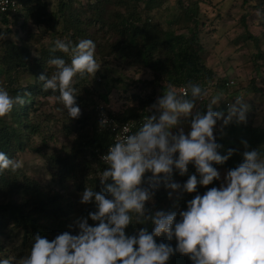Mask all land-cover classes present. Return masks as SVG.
<instances>
[{
	"label": "clouds",
	"instance_id": "clouds-1",
	"mask_svg": "<svg viewBox=\"0 0 264 264\" xmlns=\"http://www.w3.org/2000/svg\"><path fill=\"white\" fill-rule=\"evenodd\" d=\"M53 52L60 51L70 62L56 57L48 61L54 66L51 75L41 74L44 91L58 92L70 119L82 115L77 103V76H95L100 70L96 59V44L91 39L72 41L57 39ZM31 93L11 96L0 87V118L8 115L16 105H24ZM208 91L202 85L188 82L184 89L169 84L147 107L149 115L132 132L127 125L107 152L101 156L106 167L98 173L102 186L95 192L85 188L80 204L95 205V211L80 216L75 222L76 234L62 232L49 240L39 232L32 236L28 255L17 259H0V264H168L175 254L187 256L192 264H264V152L261 148L246 149L242 162L227 170L221 180L214 165L225 164L238 150L217 143L214 131L218 121L227 126L247 122L248 105L241 98L215 111L223 97L213 96L206 112L196 110ZM189 120L190 131L180 127L181 120ZM109 125L101 115L99 128ZM173 129H176L174 132ZM195 167L183 184L174 180V173L184 176L188 166ZM23 164L0 151V174L16 172ZM151 173V175H146ZM199 176V179L197 177ZM198 185L207 188L202 195ZM163 187L169 199L178 207L184 193H196L186 201V210H153L156 193ZM152 205L153 207H149ZM179 217V219H178ZM89 220L94 224H90ZM145 225L127 233L130 225ZM152 230L149 231V227ZM69 227H72L70 225ZM166 235L167 243L157 242ZM175 239V247L170 243Z\"/></svg>",
	"mask_w": 264,
	"mask_h": 264
},
{
	"label": "trees",
	"instance_id": "trees-1",
	"mask_svg": "<svg viewBox=\"0 0 264 264\" xmlns=\"http://www.w3.org/2000/svg\"><path fill=\"white\" fill-rule=\"evenodd\" d=\"M17 1L21 7L16 12L0 13V87L6 89L13 97L17 94L23 95L25 91L31 95L25 97L24 105L14 106L11 113L0 118V151L9 154L17 148L20 150L25 148L39 153L41 149L51 147L49 141L60 139L63 149L69 146V150L63 153L52 152L47 155L46 160L52 178L60 184L71 181L75 188L80 185L78 190L91 188L95 192L101 191L98 173L106 165L100 161L99 155L114 143V139L113 133L109 130L99 128L97 119L96 107L108 104L107 95H97L94 89L87 85L88 75L83 79L77 76L74 80V87L79 92L77 103L81 107L82 115L75 119L73 126L63 120L53 127L47 126L48 122L44 121H47L48 117L44 119L42 114L38 115L41 98L56 99L59 95L58 92L53 93L51 90L44 91L38 77L41 74H52L54 66L49 65L48 61L53 58L61 57L70 62L67 54L52 51L57 39L70 40L73 45L81 39L93 40L96 44V54L100 57L115 53L129 67L149 72L152 79L144 80L140 86L154 85L158 88H167L171 84L178 90L192 82L202 85L205 89L215 86L228 91L230 88L225 86L229 79L218 78L215 72L204 64L202 56L204 48L199 39L200 26L203 24L201 18L204 17V12L200 8L202 0L193 2L176 0L179 11L174 20L169 18L166 22L167 29L163 28L152 14L160 8L155 0H93L79 9L75 7L76 0H58L56 5L52 6L48 0ZM256 1L259 2L255 6L257 8L264 3V0ZM260 13H263V10ZM239 23L244 33L248 34L246 39L254 40L256 46L260 35L264 39V32L254 36L250 34L254 27L252 25L257 24L250 14H243ZM30 24L44 29L41 35L50 36L51 42L47 47L41 46L39 39L37 40L38 36L28 31L27 26ZM261 24L264 27V18ZM176 27H179V31H185L187 35L180 32L178 34ZM17 32H25L27 39L17 38L15 42L11 37L16 38ZM54 34H58L57 39ZM34 50L37 57L32 56ZM94 81L98 83L95 76L90 83ZM248 91L227 94L223 110H227V103L233 102L236 98L244 99V95L250 92L264 95L262 88L256 86L254 82H251L250 92ZM156 97L155 92L145 98L135 94L132 100L137 101L138 105H128L116 112V121L135 124V131L138 130L144 118L149 115L147 107L155 102ZM57 102L62 105L58 100ZM257 112L250 114L248 112L247 115L250 117H247L246 123L232 122L220 127L216 141L223 145L221 154H226L228 148L238 150L231 157L232 162L235 159L242 162L241 154L246 150L241 143L242 140L248 142L250 149L259 146L264 152V118L255 122ZM62 115L65 118L69 117L64 107ZM44 128L47 132L54 130L56 137L44 134ZM39 136L41 148L34 146V141ZM232 162L221 165V168L227 172L236 167ZM6 171L0 174V237L8 226L20 229L21 243L27 255L33 243L32 236L36 233L39 232L49 240L65 231L76 234L78 229L75 228L74 222L80 216L95 211L93 203L85 208H77L78 210L74 212L75 207L70 198L52 193L18 170L12 174ZM213 186L218 187V181H214L209 188ZM163 190L161 187L156 193L155 207L164 198ZM89 223L94 224L91 220ZM70 225L72 227H69ZM144 226L130 225L126 231L131 235L136 229ZM147 226L151 231L152 226ZM157 242L159 243L158 239ZM170 243L175 247V240ZM168 264L192 262L187 256L177 253L170 258Z\"/></svg>",
	"mask_w": 264,
	"mask_h": 264
},
{
	"label": "rangeland",
	"instance_id": "rangeland-1",
	"mask_svg": "<svg viewBox=\"0 0 264 264\" xmlns=\"http://www.w3.org/2000/svg\"><path fill=\"white\" fill-rule=\"evenodd\" d=\"M52 5H56L58 0H48ZM193 2L194 0H187ZM76 8L79 9L80 6L84 7L87 4L93 2V0H76ZM155 3L160 6V8L154 11L152 14L155 19L161 24V26L167 29L166 22L171 18L174 20L175 16L178 14V8L176 0H155ZM259 2L256 0H202L200 3L201 11L204 12V17L201 18L203 24L200 26L199 39L204 48L203 60L204 64L211 68L218 78L225 77L226 79L235 82L229 88L228 91H223L215 86L207 87L208 96L202 101L197 102L196 110L201 112H206V105L209 103L213 96H222L223 101H221L219 107L214 106L215 111L223 110L224 99L229 93H236L241 90H249L250 84L254 82L256 86L262 88L264 92V39L259 36L258 45L256 46L254 40L246 39V33L239 25L241 16L243 14H250L255 19V25L252 28L250 34L256 35L264 32V27H262L261 22L264 16V3L260 8L255 7ZM143 4H140V8ZM263 10V13H260ZM28 31L37 35L39 43L41 46H48L51 42L50 36L48 34L41 35L44 29L38 28L33 24L27 26ZM175 28V27H174ZM172 28V29H174ZM176 32L179 34L187 33L185 31H179V27H176ZM57 39L58 34H54ZM15 42L17 38L27 39L25 32H17L16 38L11 37ZM36 41V40H35ZM34 42V40H33ZM32 43V42H31ZM113 42H110V44ZM34 44H36L34 42ZM262 53V55H260ZM1 55V51H0ZM33 57H37V53L34 50L32 52ZM96 59L100 63V70L96 73L95 79L100 78V82L96 83L92 81L93 76H89L87 79V85L92 87L96 94H106L108 99V106L111 110L118 112L123 110L128 105H138L137 101H133L132 97L135 94H140L142 98L147 97L151 93L155 92L156 96L162 94L163 88H158L154 85H142V82L152 79L149 72L142 71L139 68H133L126 65L125 61L118 57L115 53H110L103 57L96 54ZM259 56V58H256ZM259 77V78H257ZM254 80V81H253ZM89 82V83H88ZM25 83V82H24ZM90 84V85H89ZM215 85V83L213 84ZM82 94V92L80 93ZM157 98V97H156ZM243 101L248 105L249 113L257 112L258 117L254 119L255 122H259L264 118V95L262 94H245ZM40 102V103H39ZM39 111L38 115L42 114V117L47 118V126L58 125L57 122L63 120L67 122L68 125L73 126L75 119H70V117L65 118L63 113V107L57 104V99L54 97L41 98L39 100ZM57 106L59 109H57ZM227 106V105H226ZM252 108V109H251ZM256 109V111H255ZM224 111V110H223ZM227 115V111H224ZM249 118L250 115H247ZM234 122V121H233ZM57 123V124H56ZM257 124V123H255ZM223 126L222 121L217 122L216 129L214 131L217 137L220 127ZM180 127H183L185 133L190 131L189 120H181ZM175 132L176 129H173ZM44 134L47 136L51 135L52 138L56 137L54 130L49 132L44 128ZM41 137L39 136L36 141H34V146H40ZM50 146L41 149L39 153H36L30 149H15L11 151L8 155L11 158L18 159L22 162L23 167L19 169L21 174L30 180H34L41 184L43 187L50 190L52 193L59 194L64 198H70V201L74 204V212L80 208H85L88 205L80 204V196L85 189L78 190V188L73 187L71 181L65 184H60L58 181L54 180L49 171L48 165L46 163L47 155L52 152H67L69 146L63 149L62 141L57 139L55 141H49ZM232 158H230L225 164H229ZM240 161L236 159L232 162L233 166H237ZM218 171L221 173V180L218 181L219 185L223 182V177L226 173L221 165H214ZM12 174L11 170H7ZM196 174L195 167L190 164L188 166V172L184 176H180L178 172L174 173V180L183 184L186 182L190 175ZM197 177L199 178L198 174ZM210 186V185H209ZM208 186V187H209ZM219 187V186H218ZM199 194H203L207 191V188L199 186L197 189ZM162 195L164 196L162 201L155 207V210H186V201L192 199L196 193H184L183 198L179 200L178 207H173L174 200L169 199L168 190H163ZM156 202V198H155ZM149 207H153L149 205ZM153 207V208H154ZM78 208V209H77ZM154 210V211H155ZM179 219V217H178ZM70 229V228H69ZM160 241L168 242L166 235H162L157 238ZM175 240V239H173ZM22 231L20 229L8 226L3 231V236L0 237V259L8 257H16L20 259L26 254L25 248L22 246Z\"/></svg>",
	"mask_w": 264,
	"mask_h": 264
},
{
	"label": "built area",
	"instance_id": "built-area-1",
	"mask_svg": "<svg viewBox=\"0 0 264 264\" xmlns=\"http://www.w3.org/2000/svg\"><path fill=\"white\" fill-rule=\"evenodd\" d=\"M21 7V4L18 3L17 0H0V13H9V12H16L18 8ZM97 82H100V78H96ZM232 80H228V82L225 84L226 87H231L233 85ZM185 87H180L177 91H181ZM228 104V103H227ZM97 110V119L98 122L101 119V115H105L107 119L109 120V125L105 128L109 130L111 133H113V139L116 140L117 137H121L124 135L123 133V127L127 125L129 129L132 132H135V124L132 123H118L116 121L115 115L116 112L111 110L108 105H98L96 107ZM146 118V117H145ZM144 118V119H145ZM108 150V149H107ZM107 150L99 155L100 161L104 164V162L101 160V156L107 152ZM146 175H150V173H147Z\"/></svg>",
	"mask_w": 264,
	"mask_h": 264
},
{
	"label": "crops",
	"instance_id": "crops-1",
	"mask_svg": "<svg viewBox=\"0 0 264 264\" xmlns=\"http://www.w3.org/2000/svg\"><path fill=\"white\" fill-rule=\"evenodd\" d=\"M219 183V182H218Z\"/></svg>",
	"mask_w": 264,
	"mask_h": 264
}]
</instances>
